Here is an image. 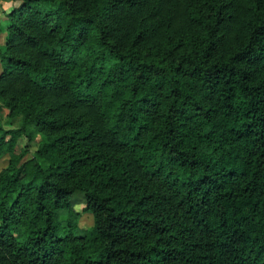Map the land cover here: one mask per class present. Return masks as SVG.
<instances>
[{"label":"trees","instance_id":"obj_1","mask_svg":"<svg viewBox=\"0 0 264 264\" xmlns=\"http://www.w3.org/2000/svg\"><path fill=\"white\" fill-rule=\"evenodd\" d=\"M4 16L0 264H264V0Z\"/></svg>","mask_w":264,"mask_h":264},{"label":"rangeland","instance_id":"obj_2","mask_svg":"<svg viewBox=\"0 0 264 264\" xmlns=\"http://www.w3.org/2000/svg\"><path fill=\"white\" fill-rule=\"evenodd\" d=\"M21 0H0V21H3L4 19V13L8 11L12 6H17ZM1 37V36H0ZM0 124L4 128H10L15 127L22 124V114L20 112L14 113V114H7V109L5 107H0ZM26 130L28 132L33 133V139L28 143V147L30 150H32L35 147V140H38L41 136L35 129H33L32 125L30 123H27L25 125ZM25 142L24 135H20L16 137L14 142V151H19L20 148L23 146ZM27 155L29 156L30 153L28 152ZM40 161L44 164V161L40 159ZM7 162V154L3 153L0 154V168L5 166ZM61 218H63L62 215H60ZM78 226L80 228H87L91 222V217L89 214H82L79 218Z\"/></svg>","mask_w":264,"mask_h":264}]
</instances>
